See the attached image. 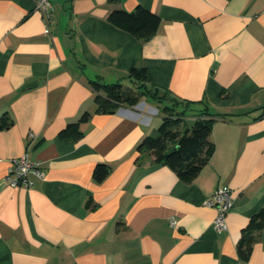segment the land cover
I'll return each instance as SVG.
<instances>
[{
	"label": "crops",
	"instance_id": "1",
	"mask_svg": "<svg viewBox=\"0 0 264 264\" xmlns=\"http://www.w3.org/2000/svg\"><path fill=\"white\" fill-rule=\"evenodd\" d=\"M50 2L47 31L33 0H0V115L14 119L0 130V264H264V225L248 259L237 252L264 207V0ZM138 5L160 19L146 40L107 21ZM132 69L213 119L214 151L190 182L136 151L157 134L146 97L95 111L91 83L138 90L125 78ZM84 112L78 139L58 136ZM24 154L44 175L10 186V160ZM98 162L111 167L101 183ZM224 186L232 205L217 231L204 201Z\"/></svg>",
	"mask_w": 264,
	"mask_h": 264
},
{
	"label": "trees",
	"instance_id": "2",
	"mask_svg": "<svg viewBox=\"0 0 264 264\" xmlns=\"http://www.w3.org/2000/svg\"><path fill=\"white\" fill-rule=\"evenodd\" d=\"M107 21L116 28L130 33L138 40L150 38L156 31L159 17L141 5L131 12L122 9L112 10ZM125 78L136 85L140 95L153 101L159 106L163 116L154 136L146 135L138 142L135 149L139 153H147L154 162L167 165L183 182H190L200 170L208 163L214 151V144L210 140V131L213 119L203 115L199 109L200 101L180 99L175 96H159L158 90H150L146 86L144 69H132L126 73ZM93 100L96 103L97 113H112L121 105H134L138 98L133 94L132 88L122 87L120 82L102 83L93 81ZM157 106V107H158ZM194 111V119L186 125V115ZM89 112H84L77 121L68 122L60 130L61 138L78 139L82 132L79 124L87 121ZM14 119L9 112L0 115V130L9 128ZM111 167L106 162H98L92 170V180L101 183L110 173ZM90 200L86 201L89 205ZM264 225V207L260 208L243 229V234L237 245V252L242 261L250 255L255 230Z\"/></svg>",
	"mask_w": 264,
	"mask_h": 264
},
{
	"label": "built area",
	"instance_id": "3",
	"mask_svg": "<svg viewBox=\"0 0 264 264\" xmlns=\"http://www.w3.org/2000/svg\"><path fill=\"white\" fill-rule=\"evenodd\" d=\"M35 9L41 14L48 31V26L52 20V6L50 0H33ZM28 136L32 137L30 132ZM34 173L43 177L44 173L39 167L38 161H30L26 155L12 158L7 170L5 179L10 186L30 187L32 181L28 179V173ZM204 204L215 209V216L212 226L215 230L221 231L226 228V215L232 205L231 189L228 186L219 187L216 191L204 201ZM170 224L174 225L175 220L170 219Z\"/></svg>",
	"mask_w": 264,
	"mask_h": 264
},
{
	"label": "rangeland",
	"instance_id": "4",
	"mask_svg": "<svg viewBox=\"0 0 264 264\" xmlns=\"http://www.w3.org/2000/svg\"><path fill=\"white\" fill-rule=\"evenodd\" d=\"M132 92H133V94H135L137 96L138 99H140L141 97H143L142 95H140L139 90H133ZM156 94H158L161 97L162 96H166V94H164L161 91H156ZM143 104H144V108H147L148 106H151L152 105V107L156 110V113L155 114L150 113V115H152L153 117H155V120H157V126L156 127H158L160 125V123H161V119H162V116H163L162 112L159 109V106L157 104H155V103L149 102L147 100V98H144L143 99Z\"/></svg>",
	"mask_w": 264,
	"mask_h": 264
},
{
	"label": "water",
	"instance_id": "5",
	"mask_svg": "<svg viewBox=\"0 0 264 264\" xmlns=\"http://www.w3.org/2000/svg\"><path fill=\"white\" fill-rule=\"evenodd\" d=\"M33 85H35V84H33Z\"/></svg>",
	"mask_w": 264,
	"mask_h": 264
}]
</instances>
